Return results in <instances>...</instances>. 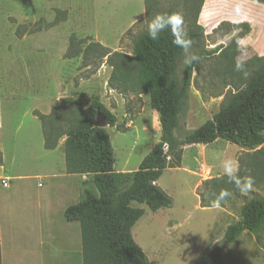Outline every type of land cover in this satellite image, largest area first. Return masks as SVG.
Returning <instances> with one entry per match:
<instances>
[{
  "label": "rangeland",
  "instance_id": "1",
  "mask_svg": "<svg viewBox=\"0 0 264 264\" xmlns=\"http://www.w3.org/2000/svg\"><path fill=\"white\" fill-rule=\"evenodd\" d=\"M184 1L159 0L146 16L143 0H0V78L3 81H0V90L4 103L14 106V120L28 126L30 117L20 116L34 103L17 100L14 96L27 83L43 80L47 90L53 89L54 98L48 112L62 99H72L84 109L95 97L116 117L117 128L106 129L113 133L114 170L136 171L159 141L152 124L153 110L148 94L112 90L109 86L112 69L106 64V58L86 63L82 55L66 59L65 54L74 37L86 40L80 46L82 49L88 42H97L111 52L130 57L135 39L148 32L153 17L173 8L180 14L182 33L194 30L195 21L203 30L200 40L178 59V81L186 61L195 53L222 47L220 52L201 61L192 74L188 109L180 120V129L200 127L232 94L244 87L253 70L252 59L264 57V7L251 3L243 9L235 0H206L197 16L199 0L193 5ZM13 55L16 64L11 62ZM7 58L11 61L7 62ZM237 65L242 67L238 70ZM36 123L40 125L39 120ZM235 147L224 140L207 146H189L184 166L194 159H202L197 171L204 181L231 175L232 158H244V152L235 154ZM37 148L35 141L29 150L44 161L45 169L37 174L40 177H16L9 189L0 188L4 264H42V261L82 264L80 227L64 219L62 207L70 201L64 198L65 189L56 180L59 178H55L63 174L59 162L63 147L61 145L53 155L43 153V147L42 150ZM221 158L225 160V167L218 169L217 162ZM242 176L246 186L251 170L244 168ZM252 180L251 190L240 191L245 200L252 196L264 197V182ZM196 181V177L185 171H165L159 186L172 198V206L151 212L144 205L134 204L145 208L131 234L148 264H192L222 239L229 224L239 219L242 200L233 197L222 201L227 212L224 216L209 208L202 209L194 188ZM66 182L75 188L78 197L83 188L94 189L91 176L78 175ZM13 220L25 223L22 226L27 228H39L37 224L41 221L48 224L44 240H40L37 233L9 237L6 232ZM52 235L58 239L54 244ZM223 264H264V233H242L226 249Z\"/></svg>",
  "mask_w": 264,
  "mask_h": 264
},
{
  "label": "trees",
  "instance_id": "2",
  "mask_svg": "<svg viewBox=\"0 0 264 264\" xmlns=\"http://www.w3.org/2000/svg\"><path fill=\"white\" fill-rule=\"evenodd\" d=\"M157 1L144 0L146 16ZM196 1L184 3L193 5ZM255 1L264 4V0ZM203 2L199 0L197 16ZM177 14L180 16L173 8L166 10L163 15L173 17L171 27L155 40L148 32L140 34L130 57L111 52L97 42H88L82 49L80 46L86 40L74 37L65 54L66 59L82 55L86 63L106 58V64L112 69L109 80L112 90L148 94L150 108L158 115L160 137L136 171L114 170L110 136L106 129L95 128L94 124L100 113L108 127L117 128L116 117L97 98L93 97L84 109L68 98L56 103L47 115L34 112L41 125L44 149L54 150L62 143L66 174L92 177L94 189L83 188L78 202L63 211L67 222L79 224L82 264H148L131 234L144 210L133 205H145L151 212L170 208L172 198L157 185L158 179L166 169L180 166L185 146H207L217 140L241 147L244 158H236V173L202 182L197 189L200 207L223 208L222 201L233 197L242 200L240 217L226 227L222 239L204 257L192 264H223L226 249L242 233H264V197L252 196L245 200L240 192L245 187L244 168L251 170L252 179L264 182V57L252 59L253 70L244 87L232 94L211 119L195 130L181 131L180 120L188 109L193 71L222 47L195 53L178 81V59L200 40L203 30L195 21L194 30L182 33L175 26ZM222 192L228 195L221 200Z\"/></svg>",
  "mask_w": 264,
  "mask_h": 264
},
{
  "label": "crops",
  "instance_id": "3",
  "mask_svg": "<svg viewBox=\"0 0 264 264\" xmlns=\"http://www.w3.org/2000/svg\"><path fill=\"white\" fill-rule=\"evenodd\" d=\"M204 1H205L204 2V5H205L206 0H204ZM221 1L222 0H216V2H221ZM235 1L238 2V6L242 7L243 9H246L249 6H251V3H257L259 6L264 7V4H260V3L256 2L255 0H235ZM15 57L16 56L13 55L12 61L9 60L8 58L6 59V61L8 60V61L15 63V61H14ZM6 61H5V64L8 62V61L7 62ZM6 65H8V64H6ZM0 81H1V83L3 82L1 80V78H0ZM40 81H41V79H40ZM37 83L34 84V82H33L30 84L27 83L25 86L21 85V87H23V86L24 87L20 88V90H18L14 95L17 100H19V99H21V101L31 100L34 103V104H32L31 109L27 110L24 114H22L20 116L21 118H26L27 116L30 117V120L28 121V126L27 125L24 126V125L20 124L19 122L17 123L16 120H14V118L12 116L13 111H15L14 106L11 105L10 102L4 103V100L2 99L3 95H2L1 90H0V188L9 189L11 187L10 183H11L12 179L16 178V177L20 178V179L31 178V177H40V175H37V174L39 173V171H43L45 169L44 161H40L38 159V157H34V154L33 153L31 154V151L29 150V149H31V147L35 141L38 145V148H37L38 150L39 149L42 150L41 148L43 147L42 152L43 153L47 152L50 155L55 154V152H57L59 147L62 145V143H59L58 146L54 150H45L44 149V146H43L44 140H43L41 125H38L36 123L38 119L34 115V112L36 111V112L43 114V115L49 114L50 111L48 112V109H49L50 104L52 103V100L54 98V92H53V89L52 90L50 88H49L50 90L46 89V86L43 84V80L41 81V83H38V84H41L40 87L38 86ZM0 87H1V85H0ZM48 87H50V86L48 85ZM22 89H23V91H22ZM4 115H6L7 117L5 118ZM151 119H152V124L154 126V129H156L158 136L160 137V125H159L158 115L155 111L152 112ZM144 126L142 128H144ZM108 132H110V139H111L113 133L111 131H108ZM111 142H112V140H111ZM189 149H190L189 146H185V150L182 152V156H181V163H180V166L178 168L166 169L165 171L181 170V171H185L188 174L196 177L197 181H196L194 188H195V190H197L200 187V185L202 184V182L204 181V179L200 177L201 176L200 173H198V171H197L202 159L201 160H195L194 159L191 161V163L187 167H185L184 161L186 160L185 159L186 158V151ZM234 150H235L234 152L236 155L240 154V152H244V149H242L241 147H238V146H236L234 148ZM28 152H29V154H28ZM61 156H62V160H61ZM200 156L202 157V155H200ZM59 158H60V160H59L60 170L62 169L63 174H61L55 178H59L56 180H58V183L63 185L61 188H63V190L65 189L64 198H69L70 202H68L69 204H67V205H72V204H75L78 202L79 197L77 196V194L75 192V188L73 186H68L66 180H71L72 178H74L75 176H78V175L66 174L63 154L62 155L60 154ZM224 167H225V160H223L221 158V160L219 159L217 162V168L222 169ZM236 171H237L236 158H235V160H234V158H232V174L236 173ZM127 172H130V171H122L120 173H127ZM159 179L157 181L158 186H159ZM1 180H5L7 182V187H2ZM38 187H41L40 183H38ZM198 200H199V198H198ZM67 205L64 206V208L62 207V211H64V209L67 207ZM199 206H200V203H199ZM134 207H136V206H134ZM138 208H141V207H138ZM162 209H166V208H162ZM162 209H159L156 212H159ZM209 209L217 211V214L222 215V216H224V214L227 213L226 210L224 208H221V207H215V208H209ZM143 210L145 213V208ZM22 223L23 222H21L19 220L18 221L16 220V222H15V220H13V222H11L9 229L6 232V235H8L9 237H11V236L14 237L16 234H22L23 236H27L29 234L37 233L40 236L39 237L40 240H42V241L44 240V234H46V231H47L45 229V227L48 224H46V223L43 224V222L41 221L40 224L39 223L37 224V226L39 228H27V227L22 226V225H25V223H23V224ZM69 223H78V222H69ZM48 232H49V229H48ZM51 240H53L52 241V243H53V242H56L58 239L56 240L55 235H52ZM43 244H44V242H42V245ZM8 247H9V245H8ZM8 247H7V251L10 250ZM3 254H4V250H3V227H2V224L0 223V264H4ZM8 254L10 255L9 252H8ZM39 255H42L41 251H40ZM43 257H44V254H43ZM42 264H45V262L42 261Z\"/></svg>",
  "mask_w": 264,
  "mask_h": 264
},
{
  "label": "clouds",
  "instance_id": "4",
  "mask_svg": "<svg viewBox=\"0 0 264 264\" xmlns=\"http://www.w3.org/2000/svg\"><path fill=\"white\" fill-rule=\"evenodd\" d=\"M172 19H173V17H167L166 18L163 14H158L155 17H153L152 21L148 25V35H149V37L151 39H153V40L157 39L161 32H163L165 29L171 27ZM174 19L176 21V25L175 26H176L177 29H179L180 28V24L182 22L181 17L177 14V15H175ZM186 63H191V59H188L186 61ZM236 67L239 70L242 66L241 65H237ZM253 183H254V181L252 180L251 177H249L246 186L244 188H242L241 190L242 191L251 190L252 187H253ZM227 195H228L227 192H222L220 194L219 199L222 200Z\"/></svg>",
  "mask_w": 264,
  "mask_h": 264
},
{
  "label": "water",
  "instance_id": "5",
  "mask_svg": "<svg viewBox=\"0 0 264 264\" xmlns=\"http://www.w3.org/2000/svg\"><path fill=\"white\" fill-rule=\"evenodd\" d=\"M94 127L101 128V129H107L108 125H107L105 117L102 114L98 113L96 115ZM108 134L110 136V132H108ZM95 140H96V135H94V141ZM111 146H112V142H111Z\"/></svg>",
  "mask_w": 264,
  "mask_h": 264
},
{
  "label": "built area",
  "instance_id": "6",
  "mask_svg": "<svg viewBox=\"0 0 264 264\" xmlns=\"http://www.w3.org/2000/svg\"><path fill=\"white\" fill-rule=\"evenodd\" d=\"M164 150H167V146H164ZM2 187H7V182L5 180H1Z\"/></svg>",
  "mask_w": 264,
  "mask_h": 264
},
{
  "label": "bare ground",
  "instance_id": "7",
  "mask_svg": "<svg viewBox=\"0 0 264 264\" xmlns=\"http://www.w3.org/2000/svg\"><path fill=\"white\" fill-rule=\"evenodd\" d=\"M112 144L114 145V141L112 140Z\"/></svg>",
  "mask_w": 264,
  "mask_h": 264
}]
</instances>
